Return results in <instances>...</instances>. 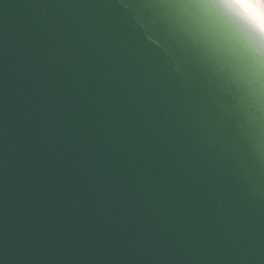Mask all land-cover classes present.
Listing matches in <instances>:
<instances>
[{
	"label": "water",
	"instance_id": "1",
	"mask_svg": "<svg viewBox=\"0 0 264 264\" xmlns=\"http://www.w3.org/2000/svg\"><path fill=\"white\" fill-rule=\"evenodd\" d=\"M171 11L0 0V264H264V34Z\"/></svg>",
	"mask_w": 264,
	"mask_h": 264
},
{
	"label": "snow or ice",
	"instance_id": "2",
	"mask_svg": "<svg viewBox=\"0 0 264 264\" xmlns=\"http://www.w3.org/2000/svg\"><path fill=\"white\" fill-rule=\"evenodd\" d=\"M148 2L154 8V15L164 17L172 15L171 10L187 5L191 3L192 0H148ZM225 3L236 15L252 21L253 17L249 11V7L241 4L240 0H225Z\"/></svg>",
	"mask_w": 264,
	"mask_h": 264
},
{
	"label": "bare ground",
	"instance_id": "3",
	"mask_svg": "<svg viewBox=\"0 0 264 264\" xmlns=\"http://www.w3.org/2000/svg\"><path fill=\"white\" fill-rule=\"evenodd\" d=\"M240 3L249 7L251 22L264 34V0H240Z\"/></svg>",
	"mask_w": 264,
	"mask_h": 264
}]
</instances>
